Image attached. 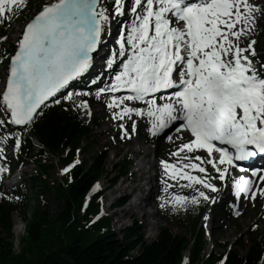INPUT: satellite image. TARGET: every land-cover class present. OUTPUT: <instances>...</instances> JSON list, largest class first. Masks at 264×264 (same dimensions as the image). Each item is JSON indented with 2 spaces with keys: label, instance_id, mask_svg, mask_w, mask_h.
Here are the masks:
<instances>
[{
  "label": "snow or ice",
  "instance_id": "6c2138e0",
  "mask_svg": "<svg viewBox=\"0 0 264 264\" xmlns=\"http://www.w3.org/2000/svg\"><path fill=\"white\" fill-rule=\"evenodd\" d=\"M25 7L24 0H0V23ZM262 17L264 0H51L26 23L9 57L0 90V128L9 133L0 143L12 139L19 150L23 131L51 105L106 97L122 137L130 138L127 121L137 131L133 117L146 121L141 127L152 136L172 141L168 131L180 134L169 153L176 162L159 163L195 194L173 192L161 207L215 202L209 192L221 190L216 180L237 199L264 198V170L234 175L244 171L239 161L264 154V59H255L251 39ZM114 19L122 25L117 47L105 52L102 35ZM96 64L101 70L85 80ZM74 81L93 87L69 91ZM75 106L91 115L88 100ZM170 187L165 181L164 192Z\"/></svg>",
  "mask_w": 264,
  "mask_h": 264
},
{
  "label": "trees",
  "instance_id": "16d2710c",
  "mask_svg": "<svg viewBox=\"0 0 264 264\" xmlns=\"http://www.w3.org/2000/svg\"><path fill=\"white\" fill-rule=\"evenodd\" d=\"M107 1L111 4V0H106V4ZM261 59H264V55ZM77 99L73 97V100H64L61 104L45 108L28 126L35 139L64 165L74 159L81 139L87 138L89 133L88 126L79 119L75 106ZM22 139V146L29 154L30 141L25 130ZM86 150L87 147L84 148ZM43 156L41 150L33 156L37 169L30 178L32 185L39 183L40 193L50 189L41 175L47 167L42 163ZM105 158L106 152L97 153L90 163L85 161L74 167L68 174L67 182L56 185L55 199L61 202V208L54 217L49 214L47 204H41L38 193L31 189L34 205L29 207L30 218L23 237L28 244L16 255L12 252L10 213L18 210L25 216L29 190L22 184L18 190L0 191V264H42L43 261L51 264L53 259L60 264H219L220 254L211 253L207 257L202 254L203 229L198 219L203 206L191 209L187 216L173 219L186 227L191 242L186 236L173 235L167 227L161 228L155 240L146 243L143 241L142 226L137 223L122 229V239L113 232L110 217H102L90 224V218L98 206L93 201L85 207L83 200L91 183L104 175ZM127 162L122 165V173L128 171ZM50 240L54 243L49 244ZM51 245H55V250ZM34 247L37 248V256L26 257L23 250L27 248L30 253ZM136 248L137 254H131ZM185 251H188L189 258L182 263ZM223 264H264V237H254L245 255L235 250L228 251Z\"/></svg>",
  "mask_w": 264,
  "mask_h": 264
},
{
  "label": "rangeland",
  "instance_id": "374dc122",
  "mask_svg": "<svg viewBox=\"0 0 264 264\" xmlns=\"http://www.w3.org/2000/svg\"><path fill=\"white\" fill-rule=\"evenodd\" d=\"M26 7L23 8L18 12V15L13 17L10 22L4 23L7 27V35L6 37H2L0 39V45L4 40H6L7 43L13 44L17 41V36L21 32L22 28L28 21V19L34 15L39 9H41V6L44 5V3H49L51 0H24ZM251 39H254L256 41L254 48L257 51V55H261L264 53V26L261 28L260 31H255L251 37ZM5 69H6V63L1 62L0 60V87L2 85V81L5 78ZM1 90V88H0ZM100 109L97 112H91V115H88L85 113H80L81 120L84 123H87L89 126V135L88 140L86 138H83L81 141V145L90 144L91 148L88 151V153H76L77 157L78 154L81 155V158L83 160L89 161L88 157L90 155H93L95 153L100 152L101 150H108V155L106 159V173L104 177H101L98 180L97 185L99 186L98 189L102 188L105 185H108V180L112 177H114L117 173V170L119 169V166H114V164L119 160L123 161L124 159H128L131 157L133 163L130 166V172L125 175V177L118 180L117 184L110 188V190L104 194H102V197L104 196H110L112 193H116L118 190H116L118 187L123 188L125 185V180L128 178L129 180L132 178L134 179L135 183L139 181L141 184V187H138L139 190L136 192L134 191V195L138 196L139 198H143L142 201V211H135V216L129 217V206L126 204L122 207L121 211H116V217L112 218V227L114 229V232L118 235L119 239H122V235L120 232V229L124 226H128L130 224H134V222L140 223L143 225L142 235H143V241L146 243L151 242L157 235L158 231L160 230L161 226H164L167 224V220L170 218L169 213H174V206L172 204H166L164 207H161L162 204H165L164 198H170L172 193L175 192L177 194L181 195H187L192 196L195 194L192 188L189 187H182V185H186L184 183L174 184L169 188L168 193L164 192L165 184L158 187L157 189L154 188V190L151 192L149 197H147L146 193V187L147 185L142 184L149 181V177L151 173H157L156 169L159 166V161L163 158L168 159L169 155V149L171 147L162 148L161 144H156V141L154 139L149 140V136L145 138V135L143 134L144 130L141 127L144 120H141L140 118L133 117V119L137 120V130H140L139 134L137 135V131L133 133L130 128L131 121L126 122V127L128 128L130 134V140L129 137H122L121 130L117 127L118 121H115L111 118V110H109L106 106H95L94 110ZM90 111V109H89ZM92 111V110H91ZM2 114L3 119V112L0 108V115ZM94 119L95 123L90 124L91 120ZM5 133V132H4ZM5 135H8V133H5ZM147 140H149L151 143L147 144ZM129 144H128V143ZM14 142H11L10 148H7L6 152L4 154L8 158L13 157V152L15 151L13 148ZM128 144V145H127ZM137 150H140L141 152L138 153ZM147 153V154H146ZM22 159H26L28 162L26 167V174L32 175L34 172V167L32 163L30 162V159L27 158L24 152L20 153ZM114 154H117L116 157H114ZM145 156V166H146V172L142 173L140 171V161L142 157ZM171 157V156H170ZM120 165V163L118 164ZM156 167V169H155ZM62 167L59 165L57 160L52 161L51 166L46 168V172L41 173L43 178H49L48 183L54 187H56L57 182H67L69 177L61 178L63 173H61ZM158 176V174H157ZM121 181H123L121 183ZM133 182V180H131ZM134 183V182H133ZM134 183V184H135ZM151 183V181H150ZM96 185V188H97ZM14 186V185H13ZM12 184L4 188H11L13 187ZM143 187V188H142ZM196 187H200L197 185ZM128 188V187H127ZM124 191L125 193L128 192V189ZM221 189V186H219ZM223 188V187H222ZM225 189V188H224ZM203 190V189H202ZM38 192V188L35 190ZM160 191H163L161 194ZM119 192V191H118ZM222 189L218 192L221 193ZM209 195L217 197L218 194L214 195L213 193L209 192ZM135 197V199L137 198ZM40 198H43L47 201V208L49 214L54 217L55 213L61 208V202L57 201L55 199V192L53 188L51 187L50 192L41 195ZM134 199V200H135ZM149 199V200H148ZM133 200V201H134ZM148 200V201H146ZM216 200V199H215ZM132 201V202H133ZM205 200L201 199V202H204ZM131 202V203H132ZM210 202L208 204V208H206L204 214L207 215L208 211H210V215L206 216L204 218V215L201 217L200 222L203 224L205 228V250L203 252L204 255H208L211 250L218 253H224L228 251L229 249H236L241 255H244L246 253V250L249 245V239L252 236V234H261L264 236V198L258 197L255 202L253 201H247L246 206L243 208L242 217L239 220H230L227 227H220L222 226L221 223H216L217 218L220 212V206L218 204L217 207L214 205L211 206V203H213L211 200H208ZM105 199L101 198L100 205L102 212L108 214V211L105 209ZM221 203V202H220ZM130 204V203H129ZM29 205H34L33 200L29 202ZM188 205H192L191 203H188L186 206H176L175 210L183 212L184 209L187 208ZM153 206H157L158 211H155L157 219L160 220V224L158 225V222L152 223L151 225L148 224V217H150V213L154 210ZM210 207V208H209ZM141 213H143L141 217ZM12 214V221H13V232L15 233V225L14 222L18 221L17 218L13 219ZM30 217V212L27 213V218ZM19 222V221H18ZM20 223V222H19ZM21 225V223H20ZM158 225V226H157ZM151 228H149V227ZM157 226V227H156ZM171 231L176 235H185V229L183 227H180L176 224L168 225ZM217 228H220L217 232ZM24 228V225H23ZM22 225L21 230L19 233H15L17 236L14 238V251L19 252L20 249L24 247L25 244H28V240L26 238H23V235L25 232L23 231ZM150 229L152 230V233L150 234ZM22 232V233H21ZM208 239H210V242L208 243ZM221 239L224 240L226 243L225 246L222 248L217 243ZM54 243L51 240L49 241V244ZM52 249H55V245H51ZM37 248L34 247L32 251L29 253V250L26 248L23 250V253L26 255V257H29L30 255L37 256V253H35V250ZM21 251V250H20ZM46 251V250H44ZM136 251L138 249L136 248L132 254L135 255ZM27 252V253H26ZM10 264V263H8ZM13 264V263H11Z\"/></svg>",
  "mask_w": 264,
  "mask_h": 264
},
{
  "label": "bare ground",
  "instance_id": "6f19581e",
  "mask_svg": "<svg viewBox=\"0 0 264 264\" xmlns=\"http://www.w3.org/2000/svg\"><path fill=\"white\" fill-rule=\"evenodd\" d=\"M254 2H257V3H259V0H254ZM264 26V17H262L261 18V22H258V24H257V27H256V30L255 31H260L261 30V28ZM137 152L138 153H140L141 151L140 150H137ZM147 154V153H146ZM146 154H144V156L142 157V159H141V161H140V171L142 172V173H144V172H146L145 170H146V166H145V156H146ZM137 187H141V184L140 183H138V185H137ZM226 189V188H225ZM224 189V190H225ZM142 201H143V198H139L138 196H137V198L131 203L130 202V204H128V206H129V210H128V212H129V216L130 217H133V216H135V211L137 210H139V211H142V209H143V207L141 206L142 204ZM151 218V217H150ZM17 220L21 223V225H22V228H23V225L24 224H22V222L17 218ZM18 221H16V222H14V225H15V233H19L20 232V230H21V225H20V223L18 222ZM148 224L149 225H151L150 224V222H148ZM152 233V230L150 229V234Z\"/></svg>",
  "mask_w": 264,
  "mask_h": 264
},
{
  "label": "water",
  "instance_id": "95a60500",
  "mask_svg": "<svg viewBox=\"0 0 264 264\" xmlns=\"http://www.w3.org/2000/svg\"><path fill=\"white\" fill-rule=\"evenodd\" d=\"M9 67H10V64H9Z\"/></svg>",
  "mask_w": 264,
  "mask_h": 264
}]
</instances>
